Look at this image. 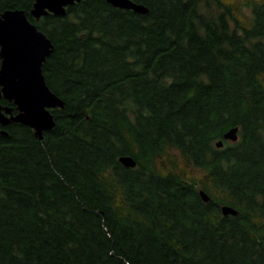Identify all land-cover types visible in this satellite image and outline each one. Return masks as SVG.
Instances as JSON below:
<instances>
[{
  "label": "trees",
  "instance_id": "trees-1",
  "mask_svg": "<svg viewBox=\"0 0 264 264\" xmlns=\"http://www.w3.org/2000/svg\"><path fill=\"white\" fill-rule=\"evenodd\" d=\"M35 1L0 15L51 39L65 105L42 139L0 124V264H264V0H81L39 20Z\"/></svg>",
  "mask_w": 264,
  "mask_h": 264
},
{
  "label": "water",
  "instance_id": "water-1",
  "mask_svg": "<svg viewBox=\"0 0 264 264\" xmlns=\"http://www.w3.org/2000/svg\"><path fill=\"white\" fill-rule=\"evenodd\" d=\"M81 0H36L30 15L36 20L50 13L66 15L67 8ZM115 7L131 9L146 14L149 8L134 0H106ZM54 48L51 39L29 19L23 9H8L0 15V101L9 100L16 105L17 113L12 106L0 102V124L3 126L17 122L34 129L40 139L44 132L52 130L56 121L52 109L63 108L65 101L50 89L43 73V64ZM239 127L235 126L224 134V139L237 141ZM7 134L6 131H2ZM223 147L221 139L216 143ZM126 167H135L136 159L131 155L120 157ZM205 201L210 195L200 190ZM223 215H237L238 210L228 204L221 206Z\"/></svg>",
  "mask_w": 264,
  "mask_h": 264
},
{
  "label": "flooded vegetation",
  "instance_id": "flooded-vegetation-1",
  "mask_svg": "<svg viewBox=\"0 0 264 264\" xmlns=\"http://www.w3.org/2000/svg\"><path fill=\"white\" fill-rule=\"evenodd\" d=\"M0 67H1V65H0ZM9 101V100H8ZM1 102V101H0ZM2 103V102H1ZM14 104V103H13ZM4 106H6V105H4ZM14 106L16 107V105L14 104ZM13 107V106H12ZM16 110H17V108H16ZM13 112H14V107H13ZM17 112H18V110H17ZM16 112V113H17ZM15 113V112H14ZM11 124V123H10ZM7 126V125H6Z\"/></svg>",
  "mask_w": 264,
  "mask_h": 264
},
{
  "label": "rangeland",
  "instance_id": "rangeland-1",
  "mask_svg": "<svg viewBox=\"0 0 264 264\" xmlns=\"http://www.w3.org/2000/svg\"><path fill=\"white\" fill-rule=\"evenodd\" d=\"M249 11V10H248Z\"/></svg>",
  "mask_w": 264,
  "mask_h": 264
}]
</instances>
